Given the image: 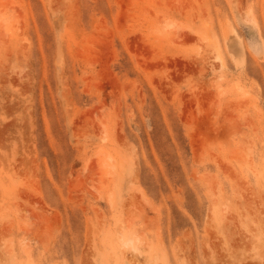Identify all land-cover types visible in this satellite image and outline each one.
<instances>
[{
    "label": "rangeland",
    "instance_id": "rangeland-1",
    "mask_svg": "<svg viewBox=\"0 0 264 264\" xmlns=\"http://www.w3.org/2000/svg\"><path fill=\"white\" fill-rule=\"evenodd\" d=\"M0 264H264V0H0Z\"/></svg>",
    "mask_w": 264,
    "mask_h": 264
}]
</instances>
